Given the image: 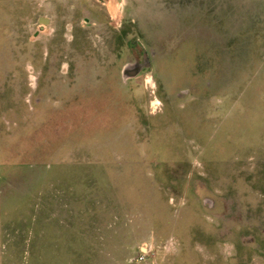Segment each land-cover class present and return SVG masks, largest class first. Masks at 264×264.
<instances>
[{
  "label": "rangeland",
  "instance_id": "374dc122",
  "mask_svg": "<svg viewBox=\"0 0 264 264\" xmlns=\"http://www.w3.org/2000/svg\"><path fill=\"white\" fill-rule=\"evenodd\" d=\"M0 264H264V0H0Z\"/></svg>",
  "mask_w": 264,
  "mask_h": 264
},
{
  "label": "water",
  "instance_id": "95a60500",
  "mask_svg": "<svg viewBox=\"0 0 264 264\" xmlns=\"http://www.w3.org/2000/svg\"><path fill=\"white\" fill-rule=\"evenodd\" d=\"M40 23H48V19L41 18V19H40Z\"/></svg>",
  "mask_w": 264,
  "mask_h": 264
}]
</instances>
